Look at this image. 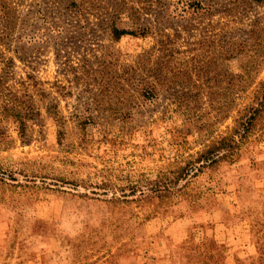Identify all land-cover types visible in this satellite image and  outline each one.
Returning <instances> with one entry per match:
<instances>
[{
    "label": "rangeland",
    "instance_id": "374dc122",
    "mask_svg": "<svg viewBox=\"0 0 264 264\" xmlns=\"http://www.w3.org/2000/svg\"><path fill=\"white\" fill-rule=\"evenodd\" d=\"M263 81L264 0H0V264H264Z\"/></svg>",
    "mask_w": 264,
    "mask_h": 264
},
{
    "label": "trees",
    "instance_id": "16d2710c",
    "mask_svg": "<svg viewBox=\"0 0 264 264\" xmlns=\"http://www.w3.org/2000/svg\"><path fill=\"white\" fill-rule=\"evenodd\" d=\"M250 1L258 5L263 3V0ZM115 34V39H119L123 35H130L125 31H115L114 35ZM254 99L255 103L252 106L245 108L236 119L235 126L232 129L230 135L224 136L219 141H216L210 146H207L201 154H198L193 162H190L188 164H198L199 168H204L213 166L215 163H217L218 160L231 159L235 151L238 150L240 145L243 144V142L248 138L249 134L252 133L255 128L256 121L264 112V81L260 83L258 94ZM9 113L13 120L21 125L22 116L18 113L12 112L11 110ZM223 152L224 154L219 157V155ZM188 169L189 168L186 167L180 168L177 178H181L182 175H185ZM105 187H107V185L101 184L99 186V189H103Z\"/></svg>",
    "mask_w": 264,
    "mask_h": 264
}]
</instances>
